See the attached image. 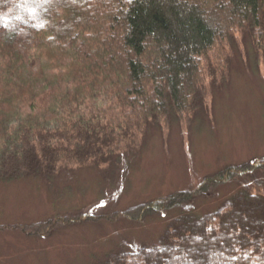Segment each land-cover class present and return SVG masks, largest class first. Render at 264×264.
I'll use <instances>...</instances> for the list:
<instances>
[{
	"label": "trees",
	"instance_id": "16d2710c",
	"mask_svg": "<svg viewBox=\"0 0 264 264\" xmlns=\"http://www.w3.org/2000/svg\"><path fill=\"white\" fill-rule=\"evenodd\" d=\"M251 54L264 61V0H0V183L121 168L154 133L207 117L232 59ZM228 185L212 212L183 211ZM57 217L0 230L158 217L156 241L96 264H264V158L124 211Z\"/></svg>",
	"mask_w": 264,
	"mask_h": 264
},
{
	"label": "rangeland",
	"instance_id": "374dc122",
	"mask_svg": "<svg viewBox=\"0 0 264 264\" xmlns=\"http://www.w3.org/2000/svg\"><path fill=\"white\" fill-rule=\"evenodd\" d=\"M238 57L231 61L228 83L209 103L207 117L201 113L189 127L175 124L164 134L154 133L134 157L123 158L121 168L104 172L77 166L57 171L48 180L1 182L0 227L124 211L196 187L224 167L263 159L264 61L255 63L252 54L249 60ZM233 190V185L222 187L183 211L212 212ZM164 224L158 217L114 225L77 217L75 223L41 237L0 230V264H96L114 250L133 252L150 245Z\"/></svg>",
	"mask_w": 264,
	"mask_h": 264
}]
</instances>
